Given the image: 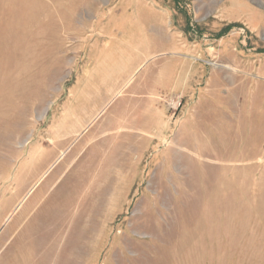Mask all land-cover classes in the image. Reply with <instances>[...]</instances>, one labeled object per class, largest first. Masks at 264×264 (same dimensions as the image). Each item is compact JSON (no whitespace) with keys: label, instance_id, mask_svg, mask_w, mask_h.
<instances>
[{"label":"rangeland","instance_id":"1","mask_svg":"<svg viewBox=\"0 0 264 264\" xmlns=\"http://www.w3.org/2000/svg\"><path fill=\"white\" fill-rule=\"evenodd\" d=\"M0 264H264V0H0Z\"/></svg>","mask_w":264,"mask_h":264},{"label":"trees","instance_id":"2","mask_svg":"<svg viewBox=\"0 0 264 264\" xmlns=\"http://www.w3.org/2000/svg\"><path fill=\"white\" fill-rule=\"evenodd\" d=\"M231 26L232 25L227 26V28L223 32H221L220 34L223 35L228 29H230Z\"/></svg>","mask_w":264,"mask_h":264}]
</instances>
